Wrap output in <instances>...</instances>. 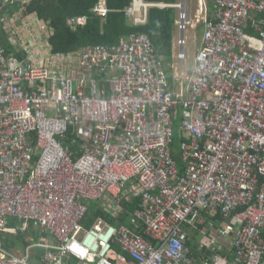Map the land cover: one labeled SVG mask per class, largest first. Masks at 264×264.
Listing matches in <instances>:
<instances>
[{"label":"built area","instance_id":"2783aa9c","mask_svg":"<svg viewBox=\"0 0 264 264\" xmlns=\"http://www.w3.org/2000/svg\"><path fill=\"white\" fill-rule=\"evenodd\" d=\"M210 1L177 90L147 34L52 53L42 20L7 14L30 0H0V264H264V0ZM150 6L167 4L125 15L145 24ZM187 24L180 8L179 63ZM91 201L103 215L84 227Z\"/></svg>","mask_w":264,"mask_h":264},{"label":"trees","instance_id":"16d2710c","mask_svg":"<svg viewBox=\"0 0 264 264\" xmlns=\"http://www.w3.org/2000/svg\"><path fill=\"white\" fill-rule=\"evenodd\" d=\"M98 1L30 0L23 12L25 15L35 14L38 19L47 25L50 30L47 42L52 53L69 54L77 52L83 47L96 44L114 46L123 35L131 32L145 33L151 39L156 55L163 61L170 83L171 68L165 67V63L170 65L172 62L173 30L179 16V9L175 5L179 3V0H144L147 3H163L167 6L163 8L150 6L147 10V22L139 25L131 24L125 15V9L132 3V0H106L109 11L105 16H98L93 11ZM12 6L14 9L19 8L15 5ZM72 17H84V20L72 29L68 24V20ZM0 44L10 48L1 25ZM173 145L175 144L173 143ZM173 147L176 148L177 145ZM135 202L134 200V204ZM126 207L132 209L133 205L126 204ZM99 215H103V212L98 207L91 206L89 214L82 221L83 226L90 227ZM126 216L123 215L121 220L127 221ZM104 217L107 221L114 223L113 218L107 215H104ZM216 219H220V216L217 215ZM32 235H34L33 230ZM7 237L9 236H5L4 241ZM13 237L22 239L23 235L19 234ZM19 241L22 242V240ZM4 244L6 247L11 248L14 246L15 241L12 240L11 243L4 242ZM188 245L191 251L196 253L194 238L189 240Z\"/></svg>","mask_w":264,"mask_h":264},{"label":"rangeland","instance_id":"374dc122","mask_svg":"<svg viewBox=\"0 0 264 264\" xmlns=\"http://www.w3.org/2000/svg\"><path fill=\"white\" fill-rule=\"evenodd\" d=\"M185 7L187 8V14H188V19H189V24L190 23H194L193 26L187 24L186 26V30H185V38H186V48H187V58L186 60L179 64L176 60V57H173L172 62L170 63V65H168L167 63H165V67H169L170 71H171V75L172 74H177V82L174 84L173 81L172 83H170L174 88H176L177 90L179 89L180 84L182 83L183 86H185V83L187 82L188 76L191 74L192 70H193V66H194V56L197 52V49L200 47V43H201V39H202V33H203V26L201 24L202 18L205 17L206 15H210L211 13V9H212V3L210 0H203L204 2H206L208 8L207 11L205 12V10H201L200 9V1L199 0H183ZM179 2H181V0H179ZM201 4V3H200ZM24 7L20 6L19 8L15 9V14L13 12V14L20 19L21 21H25V18H28L31 23L35 26H30L29 27V31L33 33V31H36L37 29V19L38 17H36L35 14H24ZM179 9V8H178ZM180 10V9H179ZM197 23V24H195ZM24 27L23 24L20 25V28L22 29ZM49 35V31L48 29L44 30L43 34H42V38L45 41L47 40V36ZM175 36H179V33L175 30ZM21 39H28L30 40L31 38L26 35V34H22L21 35ZM23 46V45H21ZM176 50L177 47H176ZM175 50V52H176ZM172 79V78H171ZM177 126H178V121L174 120V144L177 145V143L179 142L178 140V136H177ZM173 145V146H175ZM101 205L100 201H91L89 204V207H99ZM34 231V235L33 239H36L38 236V233L33 229ZM36 234V236H35ZM197 239H201L203 241H207L206 237H203V235L199 234L197 235ZM12 240H15V238L13 236H9L7 237V239L4 241L6 243H11ZM20 242V241H19Z\"/></svg>","mask_w":264,"mask_h":264},{"label":"crops","instance_id":"0c3cea01","mask_svg":"<svg viewBox=\"0 0 264 264\" xmlns=\"http://www.w3.org/2000/svg\"><path fill=\"white\" fill-rule=\"evenodd\" d=\"M200 1V3H199V5H200V9L201 10H205V12L207 11V8H208V6H207V4H206V2H204L203 0H199ZM204 3H205V8H204ZM212 3V2H211ZM15 11V9H14V7H10L8 10H7V14H12L14 11ZM12 11V12H11ZM11 12V13H10ZM206 16H208V15H206ZM192 23H190V25H191ZM195 24H197V23H195ZM194 25V23L191 25V26H193ZM175 30H176V26H174V30H173V40H174V37L176 38V36H175ZM175 50H176V46H175V44H174V42H173V54H172V60H173V57L175 56V54H176V52H177V50H176V52H175ZM176 57V56H175ZM176 60H177V58H176ZM174 61V60H173ZM177 62L179 63V61L177 60ZM179 64H181V63H179ZM177 74H172L171 75V82L170 83H172V81H173V83L175 84L176 82H177V76H176ZM186 84V83H185ZM8 223H9V225H14L15 223H14V220H10V219H8ZM24 237L25 236H23L22 237V239L21 238H17V239H15L14 241H15V244H14V246L13 247H11L12 249H18V250H20L21 249V246H19L20 244H19V240H22V243H24L25 241H24ZM38 254H40L41 253V251H36Z\"/></svg>","mask_w":264,"mask_h":264},{"label":"water","instance_id":"95a60500","mask_svg":"<svg viewBox=\"0 0 264 264\" xmlns=\"http://www.w3.org/2000/svg\"><path fill=\"white\" fill-rule=\"evenodd\" d=\"M182 5H184V1H183V0H181V2H180L178 5H176V7L181 8ZM181 9H182V8H181Z\"/></svg>","mask_w":264,"mask_h":264},{"label":"bare ground","instance_id":"6f19581e","mask_svg":"<svg viewBox=\"0 0 264 264\" xmlns=\"http://www.w3.org/2000/svg\"><path fill=\"white\" fill-rule=\"evenodd\" d=\"M135 1H136L137 3L139 2V0H135ZM181 8L184 9V8H185L184 5H182Z\"/></svg>","mask_w":264,"mask_h":264},{"label":"clouds","instance_id":"9594fccd","mask_svg":"<svg viewBox=\"0 0 264 264\" xmlns=\"http://www.w3.org/2000/svg\"><path fill=\"white\" fill-rule=\"evenodd\" d=\"M179 3H180V2H179ZM179 3H178V4H179ZM176 5H177V4H176ZM176 5H175V6H176ZM184 7H185V4H184ZM178 8H179V7H178ZM179 9H180V8H179ZM184 9H187V8L185 7ZM179 12H180V10H179Z\"/></svg>","mask_w":264,"mask_h":264}]
</instances>
